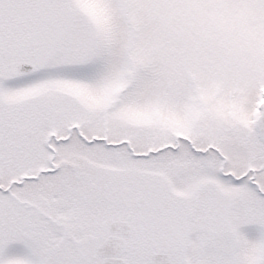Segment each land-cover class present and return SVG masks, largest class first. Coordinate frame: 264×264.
<instances>
[{"label": "snow or ice", "instance_id": "6c2138e0", "mask_svg": "<svg viewBox=\"0 0 264 264\" xmlns=\"http://www.w3.org/2000/svg\"><path fill=\"white\" fill-rule=\"evenodd\" d=\"M0 264H264V0H0Z\"/></svg>", "mask_w": 264, "mask_h": 264}]
</instances>
